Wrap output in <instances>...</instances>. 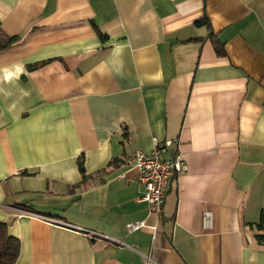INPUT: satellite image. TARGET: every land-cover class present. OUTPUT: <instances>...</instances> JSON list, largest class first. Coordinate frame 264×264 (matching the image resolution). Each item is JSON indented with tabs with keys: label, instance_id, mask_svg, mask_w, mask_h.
<instances>
[{
	"label": "crops",
	"instance_id": "crops-1",
	"mask_svg": "<svg viewBox=\"0 0 264 264\" xmlns=\"http://www.w3.org/2000/svg\"><path fill=\"white\" fill-rule=\"evenodd\" d=\"M0 29L15 264H264V0H0ZM153 139L187 166L160 215L130 161Z\"/></svg>",
	"mask_w": 264,
	"mask_h": 264
},
{
	"label": "built area",
	"instance_id": "built-area-1",
	"mask_svg": "<svg viewBox=\"0 0 264 264\" xmlns=\"http://www.w3.org/2000/svg\"><path fill=\"white\" fill-rule=\"evenodd\" d=\"M171 141L159 142L153 139L152 150L145 155L137 152L132 155L130 161L138 170L136 182L144 188L143 193L137 198V202H144L156 215L162 213L165 192L172 180L187 171L183 155L178 149V144L172 148L171 158L165 160L161 154L171 146ZM146 227L144 221L130 222L125 225L127 232H135ZM92 238L94 232H87ZM97 236V235H96ZM115 243V240H111Z\"/></svg>",
	"mask_w": 264,
	"mask_h": 264
},
{
	"label": "trees",
	"instance_id": "trees-1",
	"mask_svg": "<svg viewBox=\"0 0 264 264\" xmlns=\"http://www.w3.org/2000/svg\"><path fill=\"white\" fill-rule=\"evenodd\" d=\"M201 24V23H198ZM204 24V23H202ZM100 40H106V36L102 35L99 31H96ZM20 42V37L18 35L8 36L0 29V53L12 48ZM212 45L215 53L218 56H223L225 54L223 46L217 41L212 39ZM42 63L33 64L27 67V70L31 71L40 67ZM115 162V161H112ZM78 171L81 175L82 182L87 178L83 168L82 159L77 162ZM251 228L255 230L253 239L255 243L259 246H264V211L260 216L258 223L252 225L249 224ZM20 253V243L18 239L10 236L7 232V224L0 223V264H15Z\"/></svg>",
	"mask_w": 264,
	"mask_h": 264
}]
</instances>
